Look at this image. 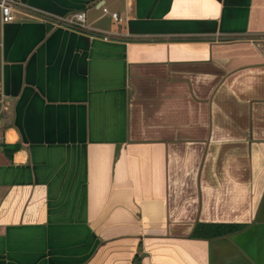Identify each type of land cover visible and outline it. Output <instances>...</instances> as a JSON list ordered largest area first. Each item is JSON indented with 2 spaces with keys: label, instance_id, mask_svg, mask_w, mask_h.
<instances>
[{
  "label": "crops",
  "instance_id": "crops-1",
  "mask_svg": "<svg viewBox=\"0 0 264 264\" xmlns=\"http://www.w3.org/2000/svg\"><path fill=\"white\" fill-rule=\"evenodd\" d=\"M17 1L0 264H264V0Z\"/></svg>",
  "mask_w": 264,
  "mask_h": 264
},
{
  "label": "built area",
  "instance_id": "built-area-1",
  "mask_svg": "<svg viewBox=\"0 0 264 264\" xmlns=\"http://www.w3.org/2000/svg\"><path fill=\"white\" fill-rule=\"evenodd\" d=\"M19 5V2L17 0H0V21L1 22H7L10 21L13 18L12 10L16 8V6ZM111 17L114 20H117V16L115 12L111 13ZM83 14L78 12L72 14L68 18H55L51 21L60 26H65L67 28H71L74 30H81L84 27L83 24ZM5 108V100L4 95L2 91L0 90V111L1 109ZM1 122V118H0ZM2 144V140L0 138V145Z\"/></svg>",
  "mask_w": 264,
  "mask_h": 264
},
{
  "label": "trees",
  "instance_id": "trees-1",
  "mask_svg": "<svg viewBox=\"0 0 264 264\" xmlns=\"http://www.w3.org/2000/svg\"><path fill=\"white\" fill-rule=\"evenodd\" d=\"M16 145H11L7 151H12ZM242 228L241 224L224 223V222H196L190 233L189 237L194 238H213L221 235H226L235 232Z\"/></svg>",
  "mask_w": 264,
  "mask_h": 264
},
{
  "label": "water",
  "instance_id": "water-1",
  "mask_svg": "<svg viewBox=\"0 0 264 264\" xmlns=\"http://www.w3.org/2000/svg\"><path fill=\"white\" fill-rule=\"evenodd\" d=\"M132 259L134 260H138V262L140 261V258L137 256V254L136 253H134L133 254V256H132ZM140 263V262H139Z\"/></svg>",
  "mask_w": 264,
  "mask_h": 264
}]
</instances>
